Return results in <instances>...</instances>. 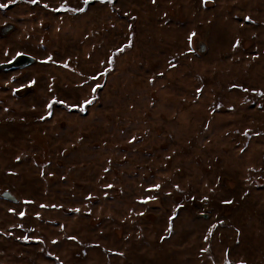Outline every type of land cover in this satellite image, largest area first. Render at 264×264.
<instances>
[{"label":"rangeland","instance_id":"obj_1","mask_svg":"<svg viewBox=\"0 0 264 264\" xmlns=\"http://www.w3.org/2000/svg\"><path fill=\"white\" fill-rule=\"evenodd\" d=\"M0 4V264H264V0Z\"/></svg>","mask_w":264,"mask_h":264},{"label":"water","instance_id":"obj_2","mask_svg":"<svg viewBox=\"0 0 264 264\" xmlns=\"http://www.w3.org/2000/svg\"><path fill=\"white\" fill-rule=\"evenodd\" d=\"M33 63H34L33 57L29 55H25V54H19L11 62L0 65V68H4V69L23 68ZM1 197H3L4 199L10 200V201H14V202L17 201V198L8 190L2 191ZM196 206L199 207V209L202 208L201 202L199 200L193 199L191 201V204L185 205V209H187V211L193 218L199 217L202 219H208L209 214L208 213H197L195 211Z\"/></svg>","mask_w":264,"mask_h":264},{"label":"snow or ice","instance_id":"obj_3","mask_svg":"<svg viewBox=\"0 0 264 264\" xmlns=\"http://www.w3.org/2000/svg\"><path fill=\"white\" fill-rule=\"evenodd\" d=\"M34 2H35V0H34ZM88 2V0H85V3H87ZM7 7V5H5V4H0V8H6ZM89 103H90V101H89ZM81 111H83V108H81Z\"/></svg>","mask_w":264,"mask_h":264}]
</instances>
